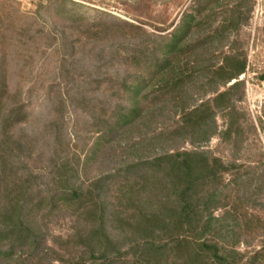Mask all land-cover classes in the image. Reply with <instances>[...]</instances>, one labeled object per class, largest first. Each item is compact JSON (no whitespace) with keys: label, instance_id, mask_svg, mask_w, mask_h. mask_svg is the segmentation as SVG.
<instances>
[{"label":"trees","instance_id":"1","mask_svg":"<svg viewBox=\"0 0 264 264\" xmlns=\"http://www.w3.org/2000/svg\"><path fill=\"white\" fill-rule=\"evenodd\" d=\"M253 1L193 0L177 23L146 31L48 0L38 9L55 8L52 31L35 29L36 16L6 29L16 50L56 46L70 80L44 89L50 116L30 134L22 127L31 104L21 89L12 93L5 71L0 264H264L254 222L264 213V163L224 161L204 147L237 130L245 57L229 39ZM81 64L94 76L84 87L74 81ZM71 111L86 115V127L68 126ZM217 113L229 119L224 130ZM58 214L69 219L65 235L48 232Z\"/></svg>","mask_w":264,"mask_h":264},{"label":"rangeland","instance_id":"2","mask_svg":"<svg viewBox=\"0 0 264 264\" xmlns=\"http://www.w3.org/2000/svg\"><path fill=\"white\" fill-rule=\"evenodd\" d=\"M47 1L0 0V110H5V71H7V82L13 89L12 93L16 89H21L24 100L31 104L30 119L22 127L25 132L30 134L41 132L43 122H46L50 116L47 111L50 101L44 97V89L48 86H60V84L69 82L70 78L61 77L60 60L62 56L60 51L55 49L56 46L46 48L45 40H38V53L23 52L21 48L16 50L6 44L9 39L7 37L9 31L6 29L12 28V25L23 26L26 22L32 21L31 17L36 16L35 29L52 31L54 26L52 16L55 14V8L38 9L39 4L44 6L48 3ZM192 1L66 0L64 5L67 10H73L76 17L85 20L98 18L100 13H106L109 15L107 21L110 19L123 20L139 25L146 31H156L155 27L158 23H162L160 25L163 27L172 21L177 23L183 13L191 11ZM37 10L39 11L37 12ZM247 15V21L229 39L233 51L239 52L245 57V71L238 78L243 81V87L238 93L241 98L236 102L234 112L237 130L230 139L213 136L209 142L204 144V147L210 149L214 155L221 157L224 161L236 160L242 165L253 166L264 163V80L261 79V75H264V0H254L251 11ZM15 50L17 53H14ZM19 53L21 55H18ZM92 67L86 69L93 71ZM58 68L61 69V72ZM74 73L80 75V78H76L74 81L83 87L87 86V82L94 77L86 75L82 64ZM31 87V92L26 93ZM209 96L211 95L206 98ZM67 119H69L67 123L69 127L74 121H77L80 128L87 125V117L83 114H75L71 111ZM215 119L218 130H224L229 122L227 117L225 118L219 113L215 115ZM92 140L88 139V143H91ZM186 147L189 148V145ZM29 165L40 167V163L32 160L29 161ZM85 173L89 176L96 175L98 173L96 163H87V172ZM82 177L86 176L82 174ZM256 220H260L264 237V213L256 212L254 222ZM69 227V219L67 216L63 217V214L51 218L47 226L48 232L53 235H65L70 230ZM258 243V241L255 242L256 245ZM243 249L244 247L241 245L240 250Z\"/></svg>","mask_w":264,"mask_h":264},{"label":"built area","instance_id":"3","mask_svg":"<svg viewBox=\"0 0 264 264\" xmlns=\"http://www.w3.org/2000/svg\"><path fill=\"white\" fill-rule=\"evenodd\" d=\"M25 1H33V0H25Z\"/></svg>","mask_w":264,"mask_h":264}]
</instances>
